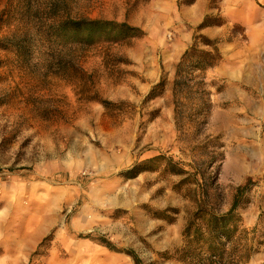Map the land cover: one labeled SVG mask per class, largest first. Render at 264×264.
Instances as JSON below:
<instances>
[{"label": "rangeland", "instance_id": "obj_1", "mask_svg": "<svg viewBox=\"0 0 264 264\" xmlns=\"http://www.w3.org/2000/svg\"><path fill=\"white\" fill-rule=\"evenodd\" d=\"M199 35L221 60L195 116L173 83ZM245 183L264 264V0H0V264H184L187 220Z\"/></svg>", "mask_w": 264, "mask_h": 264}, {"label": "trees", "instance_id": "obj_2", "mask_svg": "<svg viewBox=\"0 0 264 264\" xmlns=\"http://www.w3.org/2000/svg\"><path fill=\"white\" fill-rule=\"evenodd\" d=\"M215 25L205 16L197 26ZM69 30H87L88 33L97 30L114 31L115 36L137 35V28L124 22L100 19H67L58 28ZM92 32L89 33L91 35ZM201 44L202 46H199ZM221 53L218 40L210 39L204 35L194 38L193 43L181 55L175 67L173 93L185 94V97L194 100L192 109L195 116H200L209 107L210 92L205 88L206 70L218 64ZM249 183L236 188L231 205L226 212L214 213L199 209L187 220L183 228V245L176 252L178 260L184 264H242L251 252H255L261 241L257 244L247 238L245 228H241V217L237 213L240 199ZM103 243L111 247L106 241ZM130 253V252H129ZM134 264H141V260L130 253Z\"/></svg>", "mask_w": 264, "mask_h": 264}]
</instances>
